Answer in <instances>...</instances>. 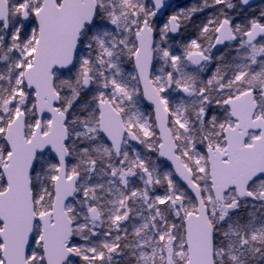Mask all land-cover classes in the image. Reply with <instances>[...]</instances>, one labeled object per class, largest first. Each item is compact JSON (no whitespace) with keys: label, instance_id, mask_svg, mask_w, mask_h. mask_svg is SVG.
Wrapping results in <instances>:
<instances>
[{"label":"snow or ice","instance_id":"snow-or-ice-1","mask_svg":"<svg viewBox=\"0 0 264 264\" xmlns=\"http://www.w3.org/2000/svg\"><path fill=\"white\" fill-rule=\"evenodd\" d=\"M0 0V264H264V0Z\"/></svg>","mask_w":264,"mask_h":264},{"label":"trees","instance_id":"trees-1","mask_svg":"<svg viewBox=\"0 0 264 264\" xmlns=\"http://www.w3.org/2000/svg\"><path fill=\"white\" fill-rule=\"evenodd\" d=\"M193 2V0H185V2H184V4H190V3H192ZM260 5V4H259ZM258 5V6H259Z\"/></svg>","mask_w":264,"mask_h":264},{"label":"water","instance_id":"water-1","mask_svg":"<svg viewBox=\"0 0 264 264\" xmlns=\"http://www.w3.org/2000/svg\"><path fill=\"white\" fill-rule=\"evenodd\" d=\"M260 2H262V0H255L254 6L257 5V4H259Z\"/></svg>","mask_w":264,"mask_h":264},{"label":"rangeland","instance_id":"rangeland-1","mask_svg":"<svg viewBox=\"0 0 264 264\" xmlns=\"http://www.w3.org/2000/svg\"><path fill=\"white\" fill-rule=\"evenodd\" d=\"M179 2H181V3H183V4H184L185 0H179Z\"/></svg>","mask_w":264,"mask_h":264},{"label":"flooded vegetation","instance_id":"flooded-vegetation-1","mask_svg":"<svg viewBox=\"0 0 264 264\" xmlns=\"http://www.w3.org/2000/svg\"><path fill=\"white\" fill-rule=\"evenodd\" d=\"M260 3H261V2H260ZM260 3H259V4H260ZM259 4L255 5V6H258Z\"/></svg>","mask_w":264,"mask_h":264}]
</instances>
